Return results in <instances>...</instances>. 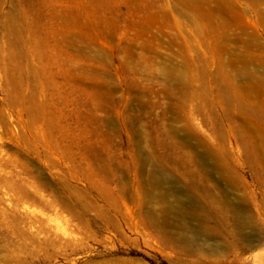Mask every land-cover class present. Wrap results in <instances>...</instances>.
I'll list each match as a JSON object with an SVG mask.
<instances>
[{
	"label": "rangeland",
	"instance_id": "1",
	"mask_svg": "<svg viewBox=\"0 0 264 264\" xmlns=\"http://www.w3.org/2000/svg\"><path fill=\"white\" fill-rule=\"evenodd\" d=\"M0 264H264V0H0Z\"/></svg>",
	"mask_w": 264,
	"mask_h": 264
}]
</instances>
